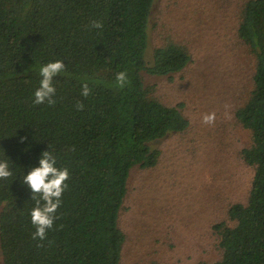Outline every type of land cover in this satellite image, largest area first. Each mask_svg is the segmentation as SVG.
Instances as JSON below:
<instances>
[{
	"label": "trees",
	"instance_id": "obj_1",
	"mask_svg": "<svg viewBox=\"0 0 264 264\" xmlns=\"http://www.w3.org/2000/svg\"><path fill=\"white\" fill-rule=\"evenodd\" d=\"M154 3L0 0V161L13 173L0 179L4 264H122L120 214L131 171L156 167L162 153L153 143L191 125L181 106L151 98L144 83V73L172 77L192 61L173 41L146 59ZM237 35L255 62L250 97L235 113L252 134L242 154L255 174L248 202L231 206L229 222L213 226L221 259L201 264H264V0L244 3ZM56 60L65 64L53 80L56 103L37 105L40 68ZM121 71L130 80L124 88L115 79ZM45 151L69 179L58 219L40 241L32 239L35 201L23 181Z\"/></svg>",
	"mask_w": 264,
	"mask_h": 264
},
{
	"label": "rangeland",
	"instance_id": "obj_2",
	"mask_svg": "<svg viewBox=\"0 0 264 264\" xmlns=\"http://www.w3.org/2000/svg\"><path fill=\"white\" fill-rule=\"evenodd\" d=\"M246 1L155 0L146 59L152 62L154 50L173 41L192 61L172 77L144 73V83L151 98L181 106L191 125L153 143L162 153L156 167L131 171L120 214L122 264L217 262L222 254L213 226L229 222L231 206L248 202L255 169L242 152L252 146V134L235 117L250 97L255 69L237 35ZM212 112L214 124L203 123Z\"/></svg>",
	"mask_w": 264,
	"mask_h": 264
},
{
	"label": "clouds",
	"instance_id": "obj_3",
	"mask_svg": "<svg viewBox=\"0 0 264 264\" xmlns=\"http://www.w3.org/2000/svg\"><path fill=\"white\" fill-rule=\"evenodd\" d=\"M93 28H103L102 22H93ZM65 71V64L62 60L47 63L40 68L39 88L35 91L34 103L37 105L47 102L49 106H53L56 100L53 98L56 95V89L53 85L54 77ZM118 87L124 88L130 84L126 72H119L116 77ZM91 94V89L87 83H84L81 90L83 97H88ZM77 110L84 109L83 103L77 104ZM228 119L231 117L228 116ZM216 120V113L212 112L205 114L202 118L203 123L212 125ZM55 155L50 151L42 153L39 159V167L32 168L24 177L23 183L31 189V199L35 201V207L31 211V222L35 226V232L32 239L44 241L47 238L49 230L53 229L54 222L58 219L56 213L61 206V198L68 185L66 181L69 179V170L58 168ZM13 175L9 168L7 160L0 161V179H8ZM38 247H43L39 244Z\"/></svg>",
	"mask_w": 264,
	"mask_h": 264
}]
</instances>
